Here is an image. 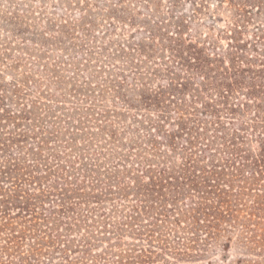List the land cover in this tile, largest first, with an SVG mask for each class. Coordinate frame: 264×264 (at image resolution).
Instances as JSON below:
<instances>
[{
  "label": "trees",
  "instance_id": "obj_1",
  "mask_svg": "<svg viewBox=\"0 0 264 264\" xmlns=\"http://www.w3.org/2000/svg\"><path fill=\"white\" fill-rule=\"evenodd\" d=\"M169 1L167 18H164L159 1L136 0L138 8L155 19L153 25L146 21L138 23L143 24L141 29L146 30L143 34L147 37H135L136 48L132 51L148 63L159 58L158 53L166 52L173 66L166 65L167 87L157 86L150 94L143 89L127 90L125 86L133 84L147 87L148 79L139 71L140 63L144 62L133 64V55L124 54L126 61L122 65L134 71L123 79L122 85H114L115 98L129 109H138L129 97L137 96L144 109H156L158 120L139 121L143 115H137L133 117L135 127L126 123V117L114 115L115 124L126 126L127 131L99 127L114 148H107L105 152L103 147H98L92 155L110 169H101L98 163L85 164L78 158L82 165L81 179L70 182L73 176L61 168L58 180L52 181L47 190H36L32 187L40 186L39 182L46 181V177H38L21 159L9 154L7 143L0 142V154L6 153L3 159L0 155L3 160L0 162V264H43L39 259L51 249V252L58 250L55 244L62 239L61 235H54L51 241L45 240L43 235L48 239L50 235L42 232L41 227L51 219L58 224L65 219L111 226L108 221L112 217L106 213L103 203L111 205L112 215H119L137 227L133 230L131 226L129 234L148 243L149 248L141 250L142 255L136 257L135 264H155L156 259L166 264H170L168 259L180 263L202 261L211 253L229 251L234 240H237L236 252L245 258H260L243 264H264V34L259 36V45L252 48V53L239 43L228 45L229 49L223 51L216 42L201 41V25L195 19L193 22L185 19L179 11L181 2H185L189 9L185 8L184 12L191 11L193 18L205 15L207 0ZM226 1L232 2L217 0L220 4ZM117 2L124 4V0ZM254 4L264 10V1H251L250 5ZM105 10L118 23L128 22L133 27L138 22L127 8L121 13L108 7ZM108 84L104 81V86ZM186 96L191 98L189 104ZM197 104L215 121L207 122L196 114L185 113L196 111L193 105ZM171 111L177 113L176 129L167 132L163 124L170 119ZM221 111L242 116L236 119L231 134L224 131ZM103 113L104 118L111 117ZM30 115L24 112L21 119L30 120ZM6 117L12 119L10 115ZM146 125L156 134L149 133ZM210 125H214L213 137H208ZM33 128L29 131L32 134ZM124 135L131 137L127 145L122 142ZM17 136L5 140L20 143L26 135ZM179 139L183 143H178ZM47 144L43 140L36 148L40 150ZM250 146L255 150L249 149ZM116 149L125 154L116 155ZM32 156L38 161L37 154ZM71 164V170H77L76 163ZM82 206L88 207L86 213L80 211ZM74 224L65 223V226L72 231ZM115 229L117 240L123 239L122 228ZM61 253L65 264H75L68 259L66 250ZM84 254L89 256L90 251L85 250Z\"/></svg>",
  "mask_w": 264,
  "mask_h": 264
},
{
  "label": "rangeland",
  "instance_id": "obj_2",
  "mask_svg": "<svg viewBox=\"0 0 264 264\" xmlns=\"http://www.w3.org/2000/svg\"><path fill=\"white\" fill-rule=\"evenodd\" d=\"M154 1L161 3L162 17L167 18L165 12L170 1ZM251 1L256 0H232L231 3L226 1L223 4L217 0H207V8L203 11L205 15H197L195 18L191 11L184 12L185 8L189 9L185 2H181L179 11L183 12L185 19H191V22L195 19L201 25V41L204 40L207 44L216 42L223 51L229 49L228 45L239 43L246 47L245 51L252 53V48L259 45V36L264 34V10L259 9L257 4L251 6ZM107 7L119 12L127 8L138 22L133 27L128 22L125 25L118 23L106 12ZM138 7L139 2L136 3V0H124V4H119L117 0H0V142L7 143L10 146L9 154L21 159L25 166L37 172L38 177H46V181L39 182L40 186L32 188L47 190L52 181L58 180L57 173H62L61 168L73 176L70 182L81 179L82 165L78 158L83 159L85 164L98 163L101 169H110L109 165L98 161L99 158L92 153L98 151V147H103L105 152L107 148H114L109 144L110 139L101 134L99 127L127 131L126 126L115 124L117 119L112 116L122 115L126 117L124 120L127 124L135 127L137 125L133 124V117L137 115H143L139 121L144 118L158 120L156 109H144L137 96L132 94L129 97L138 109H129L115 98L112 90L116 89L114 85H122L123 79L131 76V71H134L122 65L126 61L123 58L126 53L133 55V64L139 65L140 60L144 62L140 63L139 71L148 79L145 81L147 87L133 84L125 86L127 90L143 89L150 94L155 92L157 86L167 87L164 82L168 77L166 65L173 66L167 58L169 54L158 53L159 58L148 63L136 51H132L136 48L135 37H147L143 34L146 30L141 29L143 24L138 23L146 21L153 25L155 19ZM190 27L194 28V25ZM110 58L120 60L121 63ZM104 81L109 84L104 86ZM185 100L189 104L191 98L186 96ZM193 107L196 111L185 113L196 114L197 118L207 122L215 121L205 114L200 104ZM103 111L111 115V120L104 118ZM24 112L32 113L28 117L30 120L21 119ZM6 115H10L12 119L8 120ZM219 116L224 131L229 134L233 133L236 119L242 117L229 115L227 111H221ZM169 118L163 126L165 131L172 132L176 129L174 125L177 113L171 111ZM15 124L20 125L19 128ZM32 128L35 136L29 132ZM208 129V137L216 135L213 132L214 125H210ZM146 130L156 134L147 125ZM18 134L26 135L21 138L23 142L9 143L5 140L18 137ZM56 136L59 138L56 139ZM122 138L124 144H129L131 137L124 135ZM43 140L48 144L42 145L38 150L36 147ZM251 140L255 148L254 138L251 137ZM177 141L183 143L181 139ZM215 141L222 143L218 139ZM19 147L24 149L20 150ZM253 147L252 151L255 150ZM222 149L225 150V147ZM115 152L116 155L125 154L119 149ZM33 153L37 154L38 161H34L36 158L32 156ZM0 155L3 159L6 153ZM2 159L0 162L3 163ZM72 162L76 163L74 168L77 170H71ZM55 199L52 198L54 201ZM102 206L112 217L108 221L111 226L104 227L102 223L90 221L85 224L76 223L65 219L59 224L52 219L45 223L41 230L50 235L48 239L42 234L46 241L54 239V235H61L62 239L55 244L57 252H51V249L48 255L39 260L43 264H65L64 254L61 252L66 250L68 259L75 264H135L136 257L142 255L141 250L149 248L148 243L129 234L131 226L133 230H137V227L119 215H112L109 203H103ZM46 208H49V204H46ZM87 209V206H82L80 211L86 213ZM57 219L61 217L57 216ZM94 220L100 221L99 218ZM65 223H75L72 231L67 230ZM47 225L48 228L45 227ZM116 226L124 231L121 240H117ZM236 242L234 240L231 243L229 251L211 253L202 261H168L170 264H243V261L248 260L260 261V258H245V255L236 252ZM27 248L29 247L25 249ZM85 250L90 251L89 256L84 254ZM155 261V264H166L161 259Z\"/></svg>",
  "mask_w": 264,
  "mask_h": 264
}]
</instances>
